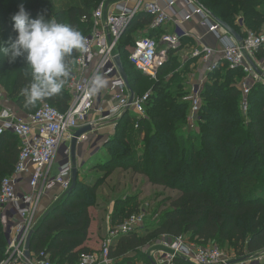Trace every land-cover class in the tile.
Segmentation results:
<instances>
[{"label":"trees","instance_id":"16d2710c","mask_svg":"<svg viewBox=\"0 0 264 264\" xmlns=\"http://www.w3.org/2000/svg\"><path fill=\"white\" fill-rule=\"evenodd\" d=\"M103 1L114 0H0V43L7 45L15 38L11 16L20 5L32 18L38 15L54 18L86 36L92 27V12ZM196 2L241 38L246 29L258 33L264 26V0ZM151 22L150 15L137 13L116 47L133 93L140 95L143 93L139 90L150 91L144 115L133 116L126 111L115 120L113 134L103 144L109 158L93 166L103 175L89 183L77 174L73 190L68 194L64 192L34 228L31 256L48 255L54 264H74L81 253L97 250L87 245L92 224L90 208L96 204L98 188L116 167L142 175L150 184L176 190L177 194L167 198V208L158 217L153 218L157 210L146 217L140 231L117 238L110 249L114 264H133L137 259L149 264L145 247L162 235L190 234L198 240H214L218 245L227 242L240 255L264 250V86L256 83L251 87L247 116H244L238 86L244 72L220 61L206 75L196 129L189 128L190 102L186 98L189 90L185 72L188 64L184 69H168L166 64L151 80L128 60L127 46L133 45L131 35L137 30L157 42L165 33L163 27L148 29ZM185 40L182 38L178 48L168 51V65L178 66L174 55ZM71 58L74 60L75 55ZM190 60L193 63L196 59ZM24 64L23 57L9 62L0 55V85L9 104L26 115L36 112L42 103L65 112L71 101L67 85L74 66L68 64L69 75L61 93L35 105H26L21 89L28 86L31 78L25 77ZM19 151V138L3 130L0 133V183L12 173ZM134 200L136 197L113 202L112 224L140 211ZM120 206L123 208L118 211ZM2 218L0 208V262L6 257L8 239ZM174 263L190 264L181 257Z\"/></svg>","mask_w":264,"mask_h":264},{"label":"built area","instance_id":"2783aa9c","mask_svg":"<svg viewBox=\"0 0 264 264\" xmlns=\"http://www.w3.org/2000/svg\"><path fill=\"white\" fill-rule=\"evenodd\" d=\"M184 9L178 10L176 0H114L101 2L92 12V27L85 37L87 52H75L74 73L68 82L71 101L65 112H60L48 103H42L27 119L16 115L13 106L1 103L4 90L0 85V133L9 130L20 140L18 160L12 173L3 177L0 183V206L2 210L10 209L14 222L10 223L9 237L6 245V257L0 264H54L50 257H25V245L29 232L34 229V217L38 213L44 195L57 189L58 195L66 192L71 186L72 163L70 159L54 164L60 147L64 149L65 158L70 154V141L73 132L80 126H97L98 123L115 120L124 112L138 117L145 113V104L150 91L135 95L130 101L131 89L122 77L115 58L117 43L127 26L139 12L152 17L148 29L165 26L169 21L174 25L173 33H164L159 42L148 36L139 38L128 54L129 62L149 79H155L159 69L168 60V51L181 45V39L189 34L180 27L191 16L199 17V24L206 32L215 33L222 40L221 61L229 68H241L243 77L238 83L241 91L240 109L247 111V96L256 83L264 85V63L259 59L264 53V31L245 30V35L236 41L220 26L196 0H182ZM178 16L179 21L172 17ZM173 28V29H174ZM147 29V30H148ZM199 46H193L189 57L203 61L206 65L205 77L189 90L188 125L196 129L200 93L206 75L214 70L219 61L213 60L216 48L209 46L198 37ZM100 77L105 81L103 88L93 91L92 81ZM133 92V91H132ZM109 105H106V101ZM96 112L99 117L90 116ZM135 127H137L135 123ZM84 137V136H83ZM81 137V138H83ZM80 138V139H81ZM68 143V144H67ZM28 175V179H23ZM27 185V191H19L20 181ZM11 208H4V207ZM146 218L144 209L130 214L112 224L107 223L106 235L98 249L89 253H81L74 264H111L110 249L118 237L137 231L143 226ZM187 234L171 237L162 235L155 243L145 247L149 264H175L181 257L190 264H253L264 262V251L260 254H244L238 258L230 257L214 240H198L188 238ZM234 250V249H233ZM68 264V263H60Z\"/></svg>","mask_w":264,"mask_h":264},{"label":"rangeland","instance_id":"374dc122","mask_svg":"<svg viewBox=\"0 0 264 264\" xmlns=\"http://www.w3.org/2000/svg\"><path fill=\"white\" fill-rule=\"evenodd\" d=\"M261 31H264V26L262 27ZM143 36H146V34H145V32H142L141 30H137L135 33H133L131 35V43H133V45L130 44L127 46L128 52H130V50L133 48L135 42ZM73 55H75V50L73 51ZM174 56L177 57L176 62L178 64V66L172 67L170 64L168 65V63H167L168 60H167L166 63L162 67H164L167 64L165 67H167L168 69L180 68V67H182L184 69V67L186 66V63H187L188 67H187V69H185V72H187L186 77L188 78L189 74L192 73L194 70V67L191 66V63H190L191 60L188 61L187 57L184 58L185 56H182V54L180 52H177L176 55H174ZM69 58L67 60V63L70 64L71 66H74V60L72 58L71 59H69ZM192 61H193V63H195L194 60H192ZM220 65L225 66L224 63H221ZM168 69L165 71L166 73H167ZM71 72L74 73V68H73V70L71 69ZM186 83L188 86V82H186ZM3 90H4V88H3ZM146 90L145 89L139 90V92L145 93ZM1 103L4 105L9 104V102L6 100L5 90H4V100H3V102L1 101ZM262 105L264 106V94H262ZM241 113L244 116H247V111L241 110ZM91 115H92V117H94L95 114L91 112ZM132 115L134 116V114H132ZM101 125H103V124L96 126V128L101 127ZM111 128L114 131L115 125L112 124ZM102 138H104V139L101 140L100 144L103 145L107 141V138H105V136L101 137V139ZM78 146L79 145L77 144L76 154H75V160L77 162H78V157H79L77 155L78 149H79ZM59 158L61 160L60 162H63L66 159L64 156V147L63 146L60 147L58 155L56 156V160H58ZM108 158H109V155H108L107 150L104 147H101L100 150L98 152L94 153L92 157L87 158V161L85 162L84 167H83V171L80 172V179L81 180L83 179L84 181H88L89 183H92L91 181H94L95 178L103 175L102 172L93 169V166L97 163L104 162ZM176 194H177L176 190L165 188L161 185L150 184L147 181V179L142 175L133 173L130 170L129 171L122 170L120 167L114 168L113 172L105 179V182L102 183L100 185V187L98 188V194L96 195V197H97L96 198V204L94 205V207L90 208L92 224H91V229H90V234H89V242L87 243V245L90 246V248H92V250L98 249V246L100 245L101 241L103 240V238L106 235L107 223H110L112 220L113 202L115 200L121 199L122 201H124L129 197H136V200H134V201H137V205L139 208H142L145 210L146 217H149L153 211L157 210L158 212L153 217V218H156L159 216V214L161 213L162 210L167 208V202H166L167 198L175 197ZM45 196H44V198H45ZM130 201H132V200H130ZM130 204H133V201ZM41 206L42 205H40V208H38V213L34 217V220H35L34 227L37 226V224L41 220L43 214L48 209H50V207H51L50 206L49 208H47L48 206L47 207L45 206L46 208H41ZM0 208H1L2 217L4 218L5 214H7V216H8L7 222H5L3 220V225L5 226V234L8 238L10 235L9 234V229H10L9 223L10 222L8 220L13 218V214L10 211V209L2 210L1 206H0ZM4 208H11V207L7 206ZM122 208L123 207L120 206L117 208V210L120 211V210H122ZM4 211H5V214H4ZM141 228L142 227H140L138 229V231H140ZM187 235L190 238H192L190 234H187ZM192 239H194V238H192ZM219 246L230 257L238 258L240 256V254L237 253V251H234L233 247L230 246L227 242L225 244L223 242H220ZM263 251L264 250H262L260 252H256V253H251V254H253V255L257 254V253L260 254ZM111 264H114V261H111ZM133 264H147V263L144 262V259L143 260L137 259V260H135V262Z\"/></svg>","mask_w":264,"mask_h":264},{"label":"clouds","instance_id":"9594fccd","mask_svg":"<svg viewBox=\"0 0 264 264\" xmlns=\"http://www.w3.org/2000/svg\"><path fill=\"white\" fill-rule=\"evenodd\" d=\"M14 39L0 43V55L14 62L23 57L30 76L27 87L21 89L26 105H35L45 98L61 93L69 75L67 58L75 52H87L85 37L73 26L59 23L54 18L38 15L32 18L23 5L12 16ZM105 81L96 77L93 91L103 88Z\"/></svg>","mask_w":264,"mask_h":264},{"label":"crops","instance_id":"0c3cea01","mask_svg":"<svg viewBox=\"0 0 264 264\" xmlns=\"http://www.w3.org/2000/svg\"><path fill=\"white\" fill-rule=\"evenodd\" d=\"M162 2L163 0H160V3ZM176 7L178 8V10H183L185 7L183 1L176 0ZM172 19L179 21L178 16H174L172 17ZM199 20H200L199 17L197 15H194L188 18L187 20H185L182 24H180L181 29L187 32L189 34V37L185 38L186 39L185 43L182 45L181 49L178 52H180L182 56H185L184 58L187 57V59L190 60V57L188 54L189 51L191 50L193 46H199L198 37L203 36L204 41L209 46H211L212 48H216V52L213 54V60L220 62L221 61L220 50L222 46V40L218 39L215 33L206 32V30L199 24ZM163 28L166 30L165 33H173L175 30L172 21H169L165 27L163 26ZM259 59L264 63V53H263V56L261 55V58ZM191 66L194 67V70L192 73L189 74V77L186 79V81L188 82V90L193 88V86L196 83L200 82L205 77V70H206L205 63L199 59H196L195 63H191ZM105 103L106 105L110 104L109 101H106ZM0 107L1 108L3 107L2 104H0ZM13 109L19 117L23 119L28 118V115H26L19 109H16L14 106H13ZM92 113L95 114L94 115L95 117H99V115L96 112H92ZM90 116L92 115L90 114ZM109 122L101 123L103 124L101 125V127L96 128L94 126L95 128L93 129V131H91L90 133H87L83 138L80 139L78 143L79 149H78V154H77L79 157H78V162L76 161V167H77L79 176H80V172L83 171V167H84L85 162L87 161V158L92 157L93 154L98 152L101 147H104L102 144H100L101 140L104 139V138L101 139V137L105 136V138L108 139L113 134V130L111 128L112 123H109ZM99 125L100 124L98 123L97 126ZM95 141L96 143L94 144ZM60 161H61L60 158L55 161L54 168H56L57 165L61 163ZM22 178L27 180L28 175H24ZM22 183L23 181L21 180L18 186V190L22 192L27 191L28 186L27 185L23 186ZM58 193L59 191L57 189L48 191L45 194L46 196L44 195L45 198L43 197V199L41 200V203H40V205H42L41 208H46L47 206H48L47 208H49L54 203H56L58 199L57 200H54V199H55V196L58 195ZM4 214H5V211H4ZM4 216L5 217L3 218V220L7 222V219H8L7 214H5ZM8 221L10 223L14 222L15 221L14 217L9 219Z\"/></svg>","mask_w":264,"mask_h":264},{"label":"water","instance_id":"95a60500","mask_svg":"<svg viewBox=\"0 0 264 264\" xmlns=\"http://www.w3.org/2000/svg\"><path fill=\"white\" fill-rule=\"evenodd\" d=\"M220 26H222L227 33H229L236 41H240L241 37L237 34V32L232 29L229 25H227L226 23H224L223 21L219 20L218 18H216L214 15H212L210 12H208L207 10H205ZM116 63L118 65V68L120 70V73L122 75V77L127 81V76L126 73L124 71V68L121 64V60L120 57L117 56L115 58ZM132 96H133V92L131 90V96H130V101L132 100ZM95 127L91 126V125H85V126H80L78 129H76L73 132L71 141H70V145H69V149H70V154L69 157H67L63 162H66L68 159H70L71 163H72V177H71V186L70 188L67 190V194L70 193L73 188L76 185V179H77V174H78V170L76 167V160H75V154H76V146L80 141V138L85 136L87 133H90L91 131H93ZM96 143V141L94 142V144ZM64 149L67 147L66 145H63ZM61 162V163H63ZM51 209V208H50ZM49 209L43 214V217L45 215H47ZM35 229H32L26 239V245H25V257L27 259L31 258V252H30V241H31V237L34 233Z\"/></svg>","mask_w":264,"mask_h":264}]
</instances>
